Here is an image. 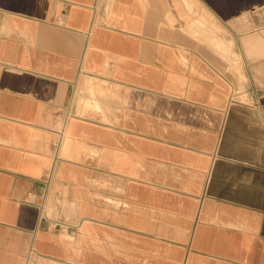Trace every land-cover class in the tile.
Masks as SVG:
<instances>
[{"label": "crops", "instance_id": "1", "mask_svg": "<svg viewBox=\"0 0 264 264\" xmlns=\"http://www.w3.org/2000/svg\"><path fill=\"white\" fill-rule=\"evenodd\" d=\"M0 264H264V0H0Z\"/></svg>", "mask_w": 264, "mask_h": 264}, {"label": "built area", "instance_id": "2", "mask_svg": "<svg viewBox=\"0 0 264 264\" xmlns=\"http://www.w3.org/2000/svg\"><path fill=\"white\" fill-rule=\"evenodd\" d=\"M64 129H65V122L64 121H60L59 125H57L53 128V131L55 133V138L52 141L51 149L53 152L54 161L59 158L58 151H59V147H60V144L62 142V139L64 137ZM32 198H33V194L28 193L27 197H26V201L32 203L33 202ZM40 206H41V208H40L41 216L47 218L49 220V224L53 228H62L63 224L61 222L55 220V219L48 218V214L45 211V209L43 208V205L40 204Z\"/></svg>", "mask_w": 264, "mask_h": 264}]
</instances>
